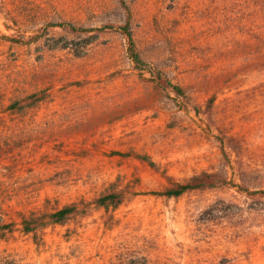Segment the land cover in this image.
I'll list each match as a JSON object with an SVG mask.
<instances>
[{"label":"rangeland","instance_id":"374dc122","mask_svg":"<svg viewBox=\"0 0 264 264\" xmlns=\"http://www.w3.org/2000/svg\"><path fill=\"white\" fill-rule=\"evenodd\" d=\"M127 23L142 57L194 101L215 96L213 121L135 68ZM41 90L44 101L7 112ZM219 128L242 141V156ZM164 171L180 181L219 172L225 183L146 193L164 187ZM118 175L139 176L141 193L49 227L40 245L19 232L0 237V257L264 264V0H0V217L18 220L47 198H93Z\"/></svg>","mask_w":264,"mask_h":264},{"label":"trees","instance_id":"16d2710c","mask_svg":"<svg viewBox=\"0 0 264 264\" xmlns=\"http://www.w3.org/2000/svg\"><path fill=\"white\" fill-rule=\"evenodd\" d=\"M122 29L128 37V51L134 62L135 68L140 71L150 72L152 80L159 88L163 90L168 89L175 93L180 99L179 102L182 108H193L196 113L204 114L213 121L215 96H210L205 105L194 101L193 97L181 84L172 81L162 69L153 66L142 57L137 48L133 33L130 30L129 23L124 24ZM85 31L89 30L86 29ZM91 42L92 38L89 36L84 40L85 44ZM49 95L50 94L46 90L32 92L23 98L11 102L7 106V112H11L12 114L24 112L27 107L34 106L44 101ZM219 131L220 134L218 138L220 141L226 144V146L239 157L242 156L244 150L242 141L237 136L224 132L221 128H219ZM137 157L139 160L148 163L152 167H157L150 156L138 154ZM162 174L167 180L164 187L162 189H152L146 193L158 196L178 197L186 192L216 188L225 183V175L219 172L203 171L184 181L177 180L166 171L162 172ZM140 182L141 179L139 176L134 177L130 181H125L121 175H118L115 180L108 183L101 192L93 198L81 196L62 204L53 202L50 198H47L42 207L22 212L18 220L6 221L0 217V237H5L8 234L15 235L19 232L20 234L31 237L36 245H40L45 241V232L49 227L67 225L72 221L81 220L95 210L104 209L106 212L115 210L132 196L141 193L137 188ZM113 217L114 215L110 214L106 217V220L108 221ZM0 264L17 263L13 258H10V256H6L0 257Z\"/></svg>","mask_w":264,"mask_h":264}]
</instances>
